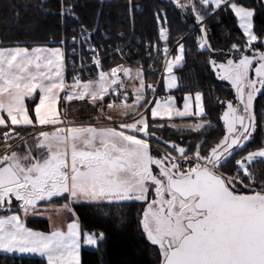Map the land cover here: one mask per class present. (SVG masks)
Masks as SVG:
<instances>
[{"label": "snow or ice", "instance_id": "1", "mask_svg": "<svg viewBox=\"0 0 264 264\" xmlns=\"http://www.w3.org/2000/svg\"><path fill=\"white\" fill-rule=\"evenodd\" d=\"M174 2L195 14L202 33L197 37L201 49L209 46L201 9L212 13L230 10L246 41L232 44L231 49L239 53L235 58L219 64L210 61L219 78L235 89L237 103L226 102L227 110L221 116L225 131L206 152L201 151L202 144L189 154L172 143L170 151L156 155L150 143L154 133L149 129L156 126V118L204 114L200 92L195 93L194 100L191 93L185 94L182 109L171 95L163 102H150L146 91L154 92V88L146 83L143 69L123 65L107 72L100 70L95 79L74 76L68 84L61 48L0 47V128L4 129L0 132L4 143L0 150V210L10 213L0 214V252L38 254L47 264H81V244L98 245L105 237L103 232H84L82 241L81 224L70 203L139 201L146 204L139 226L147 241L158 247L159 264H264V179L250 170L258 160L264 162V146L236 159L234 175L220 171L237 149L245 148L257 127L254 101L257 94H264V51L254 42L264 48V36L256 32L255 9L237 0H199V7L192 0ZM65 12L74 15L73 6L61 3V13ZM168 38L162 25L159 39L166 42ZM72 39L75 42L77 37ZM89 39L84 36L85 42ZM88 50L94 65L102 69L97 49L88 43ZM162 51L165 70L170 74L165 77L166 87L176 88L173 68L184 60L185 46L178 43L177 54L171 59L167 45ZM133 71L139 80L134 105L145 109L139 118L119 124L74 126L61 119L58 106L74 100H88L103 113L106 95L115 97L106 105L108 109L119 100L116 107L125 117L131 115L128 109L132 105L125 103L128 95L118 73L129 77ZM26 100L33 103L29 105ZM149 104L154 106L146 107ZM206 123L187 127L198 131ZM17 127H39V131L22 136ZM13 140L18 141L15 148L10 143ZM21 144L23 152L16 150ZM13 198L19 202L15 210ZM54 198L68 201L61 207L74 218L66 230L55 227L45 233L26 227L18 213L27 215L38 202Z\"/></svg>", "mask_w": 264, "mask_h": 264}, {"label": "trees", "instance_id": "2", "mask_svg": "<svg viewBox=\"0 0 264 264\" xmlns=\"http://www.w3.org/2000/svg\"><path fill=\"white\" fill-rule=\"evenodd\" d=\"M143 8L142 13L135 15V36L142 39L143 44L155 42L172 50V56L178 43L185 46L183 64L175 70L178 88L172 93L179 101L185 94L195 95L200 92L204 99L205 115L174 120L176 123L207 122L198 130L175 128L172 120L156 119V126L149 129L154 133L153 141H168L184 147L191 154L197 144H202V152L215 143L225 129L221 119L223 105L234 100V94L227 82L217 77L210 61H225L231 56H238L231 46L246 43L238 20L230 10L212 13L210 10L201 12L205 19L208 47L202 50L197 43V36L202 35L195 21V14L190 9L184 10L176 6L172 0H135ZM184 2V0H182ZM244 6L255 9L254 24L258 35L264 36L263 0H237ZM61 3L73 6L74 15L61 13ZM199 7V0H197ZM157 16L161 19L158 21ZM166 18V23H165ZM126 8L121 2L105 3L103 6L97 0H0V47H37L60 46L61 41L69 43L77 32L93 29L98 21L101 27L111 29L108 33L110 41L121 40L120 33H131ZM164 26L168 31V40L159 39V30ZM260 51V43H254ZM143 50V47L140 48ZM148 78V77H147ZM68 81V80H67ZM163 87V86H162ZM163 89V88H162ZM264 92V90H263ZM104 100V105L105 101ZM29 105L33 101L28 100ZM99 103V102H97ZM62 118L74 119L76 122L95 120L100 111L92 103L84 100H74L60 106ZM257 127L254 139L221 168L224 172L233 174L236 170L235 160L246 155L248 151L264 146V94L255 103ZM151 123V120H150ZM163 125V127H160ZM35 130L20 128L16 130L22 135H28ZM4 129L0 128V132ZM4 143L0 140V150ZM152 151L160 153L152 144ZM258 179H264V162H255L250 169ZM247 181V180H246ZM248 182V181H247ZM257 186H259L257 184ZM19 204L13 198V208ZM75 211L80 218L83 232L104 233V240L98 243L97 249L84 250L82 264H159V253L153 245L143 237L139 221L128 224L126 220H106L96 216L90 205L78 204ZM0 214H10L0 210ZM27 226L31 229L48 232L49 224L43 220H30ZM0 264H47L43 258L22 257L0 254Z\"/></svg>", "mask_w": 264, "mask_h": 264}, {"label": "built area", "instance_id": "3", "mask_svg": "<svg viewBox=\"0 0 264 264\" xmlns=\"http://www.w3.org/2000/svg\"><path fill=\"white\" fill-rule=\"evenodd\" d=\"M100 5L110 2H121L126 8V13L129 16V20H122L124 24H129L131 33H120V41H110L108 33L111 32L109 28H103L100 26L99 21L97 25L91 30L79 31L73 28L74 35L68 42L63 41L61 46L66 52V73L68 76V82L72 83L74 76H80L83 79H94L100 70H110L117 65H123L124 67L136 69L138 67L143 69L146 76H151L155 79L153 82L154 92L152 89L147 90V99L151 102L154 99L166 98L168 95L161 93L163 80L165 77V55L162 51L165 46L155 42L153 44H143L140 37L135 36V15L142 13L143 8L135 0H97ZM205 26V21L203 22ZM198 26L196 29H199ZM90 37L88 42L84 41V36ZM77 37L74 42L73 37ZM201 36V35H198ZM197 36V37H198ZM88 43H91L99 53V59L102 65V69L97 68L92 60V53L88 50ZM143 47V50L140 48ZM160 49L159 51L157 49ZM169 49V48H168ZM75 50V52H74ZM172 50L169 49L168 58L171 59ZM123 79L124 89L127 91L128 99H131V94L127 87V77L120 75ZM148 83V82H147ZM150 84V83H148ZM115 99L114 95L108 97L106 104L112 102ZM119 100L115 101L116 105ZM139 115L132 116L126 122H130L133 119L139 118ZM187 167V165H185Z\"/></svg>", "mask_w": 264, "mask_h": 264}, {"label": "rangeland", "instance_id": "4", "mask_svg": "<svg viewBox=\"0 0 264 264\" xmlns=\"http://www.w3.org/2000/svg\"><path fill=\"white\" fill-rule=\"evenodd\" d=\"M172 1H174V0H172ZM192 2L197 3V0H192ZM263 3H264V0H263ZM201 12L203 13L202 10H201ZM254 43H256V42H254ZM206 48L207 47L203 48L202 50H204ZM176 54H177V50H176L175 54L173 55V57ZM248 54H252V53L249 52ZM229 58H235V57L234 56H231ZM229 58H227V59H229ZM227 59L225 61H222V62H217V61L216 62H217V64H219V63H226L227 62ZM183 62H184V60L182 61V63L180 65H177V66H175L173 68V73L174 74H175V70L178 67H180L183 64ZM133 70H135V69H133ZM104 71L107 72L109 70H104ZM214 71H215V73L217 75V71L216 70H214ZM118 75H123V73L122 72L121 73H118ZM168 75H170V74L166 72L165 73V77L168 76ZM253 75H254V73H253ZM97 77H98V75H96L94 77V79L97 78ZM165 77H164V80H163V85H162L163 86L162 87L163 89L161 88V93L163 95H168V96L171 95V96H173L175 98V102H176L177 106L182 109L183 108V99L181 101H179L172 94L178 88V81H176V83H177V87L176 88L169 89V88L166 87ZM217 77H219V76L217 75ZM145 79H146V83L148 82V83H150L152 85H153V82L155 81V79L153 77L146 76V74H145ZM225 82H227L229 84V86L231 88V91L234 94V100H230V101H232L233 104L235 105L237 103L235 89L231 86V83L229 81H225ZM68 84H71V82H69ZM127 87H128V90H129V92L131 94V99L125 101V103H127L129 105H132V107L128 109L129 113H132L131 115L125 117L122 114V109L119 108V107H116V105L120 104V102L117 103L116 105H114V107L112 109H108L106 107L107 104H106V101H105V104L106 105H105V107L103 109V113H101V111H99L97 117L93 121H89V122H76L74 119L72 120L70 118H62L63 121L72 122V123H69L67 126H74V124H84V125H90V124L91 125H97V124H102V125H110V124H112L113 121H115L117 124H119V123H126V121L128 119L132 118V116L139 115V114L143 113L144 110H145L144 108L137 109L135 107V105H134V101H135V90L137 88H139V80L136 77L135 71H133L132 74L129 77H127ZM262 92H263V90H262ZM146 93H147V91H146ZM260 95L261 94H257V97H256V99L254 101V111H255V103H256V100L258 99V97ZM112 96L113 95H106L105 98H104V100L106 98L112 97ZM194 97H195V95H193V100H194ZM164 99L165 98H162V97L159 98V100H161V102H163ZM97 102H99V101H97ZM202 104H203V107L205 109L203 96H202ZM151 106H154V105H152V104L146 105V107H151ZM225 110H227V103H225L223 105L221 116L223 115V112ZM193 111H195L194 105H193ZM148 115L150 117V115H151L150 112L148 113ZM204 115H205V112H204V114L202 116H204ZM106 116L112 117V120L110 121V120L106 119L105 118ZM193 117H196V116H193ZM97 118H99V119H97ZM156 119H161V118H156ZM162 119L172 120L173 127L180 128V129H184V130H193V129L187 127V125L195 124V123H185V122L176 123L174 120L183 119V118H179V117H172L171 119L169 117H163ZM222 122H223V120H222ZM36 131H39V129L36 130ZM194 131H197V130H194ZM254 134H255V132L253 133L250 142L254 139ZM22 136H27V135H22ZM250 142H247L246 143V146ZM10 143H12L13 147L15 148L16 144L18 143V141L13 140ZM28 143L31 144L32 141L29 140ZM150 143L155 148H157L160 151L159 154L156 153V152H153L156 155H163L165 152L171 150V143H165L163 140L156 142V141H153V140L150 139ZM16 150L23 152L24 151L23 144H21L20 147L18 149H16ZM237 151H241V149H237ZM173 155H176V153L173 152ZM231 158H233V157H231ZM220 171L222 173H224L225 175H228V176H232V175L235 174V172L233 174L226 173L222 169H220ZM244 182L245 183H248L246 180ZM237 187L238 188H241V190H244L243 189V186L240 185V184H237ZM256 187H259V186L256 185ZM66 202H68V201L65 198H54L53 201H51V202H43V201H41V202H38L37 206L34 209H32L27 215H25L23 212H19L18 214L21 216V218H22V220H23V222H24V224H25L26 227H28L27 226V223L30 221V219H47L49 221V228L51 229V231L55 227H63V229L66 230V224L68 222H70V220L72 218H74L72 216V213L71 212H69L66 209H62L61 206L64 203H66ZM74 204H87V203L76 202V201L71 202L70 203V208L75 213V207H73ZM88 205H90V204H88ZM90 206L93 208L94 213L96 214V216H98L100 218H103V219H106V220L107 219L108 220H119V221L126 220L128 222V224H132V223H136V221H139V219H140V217L142 215V211H143L144 207H146V204L144 202H139V201H124V202L114 203V204H111V205L104 203V204L90 205ZM34 231H38V230H34ZM143 237L147 241V239L144 236V234H143ZM81 240H82V235H81ZM147 242L149 244H151L149 241H147ZM153 247H155L157 249L158 253H159L158 247L157 246H154V245H153ZM80 251H81V249H80ZM1 253H4V252H1ZM6 254H9V253H6ZM10 255H26V254L15 253V254H10Z\"/></svg>", "mask_w": 264, "mask_h": 264}, {"label": "crops", "instance_id": "5", "mask_svg": "<svg viewBox=\"0 0 264 264\" xmlns=\"http://www.w3.org/2000/svg\"><path fill=\"white\" fill-rule=\"evenodd\" d=\"M43 47H49V48H56V47H59L62 49V51L64 52V57H65V69H64V72H65V77H66V83H69L67 80H68V76H67V73H66V52H65V49L62 47V46H43ZM6 48H14V47H6ZM28 102V100H26V103ZM28 104V103H27ZM59 110H60V106H58ZM61 119H62V116H61ZM63 120V119H62ZM74 125H84V124H74ZM51 130V129H49ZM76 205L78 204H74L73 207H75ZM85 205H88V204H85ZM75 214H76V217H78L76 211H75ZM79 219V222L81 224V221H80V218L78 217ZM30 220H43V221H47L48 224H49V221L47 219H30ZM81 230H82V240H83V229H82V225H81ZM51 229L49 228V231L50 232ZM47 233V232H46ZM97 246L98 245H86V244H81V251H80V259H81V264H82V254H83V251L84 250H92V251H95L97 249ZM0 254H4V255H10V254H6V253H1ZM11 256H22V257H34V258H43L46 260V258L44 257H41L40 255L38 254H27L26 255H11ZM47 261V260H46Z\"/></svg>", "mask_w": 264, "mask_h": 264}]
</instances>
